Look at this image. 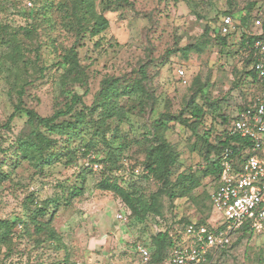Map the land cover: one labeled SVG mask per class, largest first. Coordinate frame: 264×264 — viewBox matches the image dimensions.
<instances>
[{
  "label": "rangeland",
  "instance_id": "rangeland-1",
  "mask_svg": "<svg viewBox=\"0 0 264 264\" xmlns=\"http://www.w3.org/2000/svg\"><path fill=\"white\" fill-rule=\"evenodd\" d=\"M61 1L35 0L38 12L43 4L49 7L44 16L40 14L34 20L23 14L25 0H0V34L17 33L23 61L10 73L2 63L3 48H0V135L3 136L0 146L5 148L0 151V161H5L3 169L10 176L0 184V218L16 217L27 223V230L19 223L11 239L0 242V264H142L131 253L133 243L149 245L159 231L182 233L183 224L179 221H196L208 213L207 194L214 181L201 173L205 151L201 135L211 125L214 131L221 129L222 114L234 116L252 96L250 83L244 82L250 68L240 39L244 32L253 31L254 16L257 9L264 12V0H122L106 11L109 25L102 33L100 44H95L98 36L87 35L77 45L88 77V93L82 98L88 106L104 77H121L124 84L139 78V69H145L142 80L152 100L140 105L136 95L121 98L127 110L119 124L122 137L115 139L112 131L106 133L111 146L121 141L128 145L116 166L98 161L107 150L99 137L93 135L95 128L88 124L82 135L94 141L92 159L103 166L106 174L111 175L113 167L118 173V183L127 189L134 187L146 198L157 194L161 184L147 177L144 171L147 145L144 135L162 114H178L184 97L201 88L195 99L205 112L196 132L178 121L162 119L167 124L164 135L177 153L171 180L183 171L193 172L200 184L189 196L157 194L156 212L148 213L142 220L132 216L115 193L96 187L103 175L84 168L81 150L74 165L59 162L38 171L27 161H20L13 170L9 167L15 161L10 158L11 143L25 120L15 117L9 128L2 125L19 98L23 107L34 109L42 116L50 115L64 99L57 82L61 68L54 61L62 48L73 44L75 36L62 27L58 12ZM240 13L249 15L245 27L236 18ZM227 15L233 21L225 25L223 32L222 20ZM41 17L50 18L52 25L41 21ZM29 23H37V29L26 35L21 29ZM217 34L225 35L226 45L215 40ZM189 43L197 45V49L184 50ZM177 67L187 75L185 85L178 80ZM74 90L79 94L83 91L78 87ZM188 116L185 112L183 117ZM98 117L94 113L87 119H93L95 124ZM73 146L80 147L79 138ZM73 187L81 188L82 193L71 197ZM27 195L39 203L53 200L45 204L46 217L38 216L39 221H48L49 225L39 233L30 221V210L25 203ZM118 213L123 217L117 218ZM49 229H53L54 239L49 237ZM217 254L215 259L222 264H264V232L242 237L227 252Z\"/></svg>",
  "mask_w": 264,
  "mask_h": 264
},
{
  "label": "trees",
  "instance_id": "trees-1",
  "mask_svg": "<svg viewBox=\"0 0 264 264\" xmlns=\"http://www.w3.org/2000/svg\"><path fill=\"white\" fill-rule=\"evenodd\" d=\"M25 0L24 7L26 12L24 16L28 18L40 16V14L47 13L49 4H43L36 10L34 6L35 0L31 6H27ZM122 0H62L58 12L61 18L62 27L66 31L71 32L75 36V40L69 47L62 48L57 54V58L54 63L57 67L61 68V72L58 75L59 93L64 96L63 102L59 104L57 108L53 110L50 115H39L34 109L26 108L21 105V98L19 102L13 107V111L7 117L3 127L9 128L10 122L15 117H24V127L16 135L12 141L11 159H14V163L9 165L13 170L20 161H27L38 171H42L44 167L52 165L54 163H63L65 166L74 165L76 162L77 153L81 150L82 157L85 160L90 159L89 154L95 150L94 141L92 138L86 140L82 135L86 126L95 128L93 135L99 137V139L106 146V154L103 159H99L100 162H107L108 165L116 166L117 159L122 155L123 150L128 146L121 141L117 146L110 145L109 140L106 138V133L112 131V138H121L120 134V122L126 117L127 110L121 104L120 99L124 97H130L131 95L138 96V103L142 105L152 100V96L149 95L148 89H145L143 84V78H145V69H139V78H134L129 82L122 83L121 77H104L101 80L100 88L95 93L93 102L90 106L83 102V96L88 93V77L85 67L82 65L79 59L77 45H80V40L85 36L91 38L97 37L96 45L100 44L103 39L102 33L108 28L109 22L105 13L111 8L113 4H117ZM100 7V8H99ZM232 13V12H230ZM44 16V15H43ZM236 16V15H234ZM248 14L242 15L241 13L236 17L240 21L241 26L245 27L248 22ZM255 16L262 20V35H264V12L257 9ZM41 21L51 26L52 22L50 18L41 17ZM40 21V22H41ZM42 23V22H41ZM37 23H29L21 30L24 34L36 31ZM254 37L247 31L241 35L240 47L244 51V44L246 41H251ZM215 40L219 41L222 45H226L225 35L221 36L217 34ZM20 40L16 32H9L0 34V48L2 49V63L6 64V69L13 73L14 70L21 64L22 50ZM184 50L197 49V45L193 43L187 44ZM4 50V51H3ZM246 58V57H245ZM246 62L250 65L249 58ZM244 79L245 83H251L247 78L255 79V73L249 69L246 71ZM243 82V83H244ZM244 83V84H245ZM123 85V86H122ZM76 87L82 88L83 91L79 94ZM201 91V88H197L195 91L190 92V95H186L183 99V107L178 114L164 113L161 118L154 120L152 130L149 129L144 135L146 141V147L144 152L143 168L146 172V176L152 178L156 182L160 183V190L156 192L167 194L169 197H184L190 195L193 189L200 184L193 172H181L178 173L175 179L171 180V168L176 162V150L171 143L166 139L164 133L167 129V124L163 121V117L169 121H178L181 124L188 126L193 132H196L203 121L205 109L203 105L198 104L195 99V95ZM20 97L21 91H18ZM213 106V105H210ZM243 106L239 107L242 110ZM238 110V111H239ZM188 113V117H183L184 113ZM94 113H98L96 123L93 124V119H87L92 117ZM222 128L214 131V126L203 131L201 139L204 143V166L201 169L203 176L212 177L213 185L212 190L208 192V213L202 214L196 224H208L211 218H214V211L211 204V193L219 184V157L221 151L225 146L230 145L231 142H240L247 144L248 141L238 136H231L226 132V125L231 117L222 114ZM113 122L116 124L113 125ZM79 138L80 147L73 146L76 139ZM3 141V136L0 135V144ZM236 148V147H235ZM5 148L0 146V151H4ZM94 161L95 159H91ZM96 161V160H95ZM5 161H0V184L10 178L9 172L3 169ZM107 165V164H106ZM91 171L92 169L85 167ZM116 169L111 168V175L106 174L104 168L100 170V181L96 184L97 188L108 190L115 193L122 201V203L129 209L130 214L139 220L145 218L150 212H156L155 209V196L157 194H151L148 198L141 193H137L134 187L127 189L124 185L118 183V173L114 172ZM84 178V177H82ZM123 179V178H122ZM82 193V189L73 187L70 191V196L75 197ZM53 200H45L38 202L32 195L25 197V203L30 210V221L34 223V229L36 232H41L45 228H48V221H39V217H46L48 214L45 204ZM52 213L49 214L50 220ZM191 221H179L182 227L181 232H174V230L159 231L151 238V243L145 245L149 250V264H157L160 260L167 256L171 247L182 239L184 226ZM19 223H23L24 228L27 230V223L22 221L21 218L2 219L0 218V242H6L10 240V236L13 235V230ZM49 237L55 238L53 229H49ZM253 235V229L247 224H243L232 235V239L229 244H226L220 250L210 253L207 260L197 264H222L215 259L216 254H224L232 247L236 241L242 237H251ZM36 242H40L38 239ZM138 243L131 245V253L139 259V255L134 253V247ZM144 246V245H143ZM217 254V255H218Z\"/></svg>",
  "mask_w": 264,
  "mask_h": 264
},
{
  "label": "built area",
  "instance_id": "built-area-1",
  "mask_svg": "<svg viewBox=\"0 0 264 264\" xmlns=\"http://www.w3.org/2000/svg\"><path fill=\"white\" fill-rule=\"evenodd\" d=\"M26 4L31 6L32 2L28 0ZM232 21L231 16L224 17L221 31L226 32L225 25ZM252 26L253 31L248 33L254 38L245 42L243 53L255 73V79L248 80L252 81L253 93L225 127L229 135L248 143L231 142L221 151L219 184L211 193L215 217L208 224L187 223L184 237L157 264L204 262L210 253L229 244L233 233L243 224L253 229V235L264 232V35L261 18L254 16ZM176 74L179 82L185 85L188 80L184 69L177 67ZM88 156L93 158L92 153ZM90 159L85 160V167L93 171L103 169L100 163ZM116 216L123 217L120 213ZM133 252L139 255L142 264H149V250L145 246L138 243Z\"/></svg>",
  "mask_w": 264,
  "mask_h": 264
},
{
  "label": "crops",
  "instance_id": "crops-1",
  "mask_svg": "<svg viewBox=\"0 0 264 264\" xmlns=\"http://www.w3.org/2000/svg\"><path fill=\"white\" fill-rule=\"evenodd\" d=\"M249 87H250L251 91L253 92V90H252L253 89V84L252 83H250V86ZM243 91H244V89L242 88V91L241 92H243Z\"/></svg>",
  "mask_w": 264,
  "mask_h": 264
}]
</instances>
